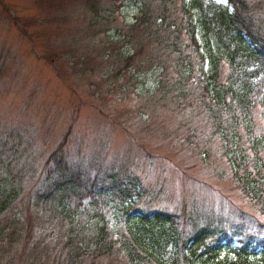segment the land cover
<instances>
[{
    "label": "trees",
    "instance_id": "obj_1",
    "mask_svg": "<svg viewBox=\"0 0 264 264\" xmlns=\"http://www.w3.org/2000/svg\"><path fill=\"white\" fill-rule=\"evenodd\" d=\"M133 1L139 3L134 21L118 32L120 39L101 49V56L108 58L104 73L125 83L138 72L156 70L147 95L161 104L173 103L174 109L201 110L235 183L264 215V0H180L179 8L175 0ZM98 2H85L92 14V34L122 4ZM60 148L29 195L35 213L25 222L22 210L15 216L24 264L63 248L65 264H93L97 256L119 250L132 264H264V234L257 231L264 220L258 216L240 210L242 219L234 222L231 216L221 218L185 205L181 212L140 207L144 194L136 190L138 177L115 166L103 177L100 169L85 175L55 155ZM10 184L6 176L0 177V212L18 197L19 190ZM112 202L120 209L110 222ZM36 216L50 226L56 219L63 234L55 235L45 224L35 230L31 224ZM7 228L0 226V240L10 234ZM239 236L242 242L230 251L228 246ZM51 238L57 244H48Z\"/></svg>",
    "mask_w": 264,
    "mask_h": 264
},
{
    "label": "rangeland",
    "instance_id": "obj_2",
    "mask_svg": "<svg viewBox=\"0 0 264 264\" xmlns=\"http://www.w3.org/2000/svg\"><path fill=\"white\" fill-rule=\"evenodd\" d=\"M121 1L117 15L112 13L101 31L92 34L86 0H0V177L19 190L0 212V226L10 232L0 240V264H24L15 216L22 210L25 222L35 213L29 195L39 187L37 179L59 146L55 155L85 175L100 169L103 177L115 166L138 177L136 190L144 194L140 207L181 212L185 205L221 218L231 216L234 222L244 210L264 220L260 207L235 183L201 110L174 109L173 103L152 100L147 94L154 69L138 72L125 83L104 73L108 58L101 56V49L120 39L118 32L139 11V3ZM175 1L179 8L180 0ZM255 118L259 121L257 112ZM117 205L110 203V222L120 209ZM32 220L35 230L45 224L55 235L64 231H57L56 219L51 226L42 217ZM221 223L227 225L226 220ZM257 231L264 234V226ZM237 238L230 251L242 242ZM50 240L48 244H57ZM54 251L32 257L30 264H65L64 248ZM121 252L99 255L92 263L132 264Z\"/></svg>",
    "mask_w": 264,
    "mask_h": 264
}]
</instances>
